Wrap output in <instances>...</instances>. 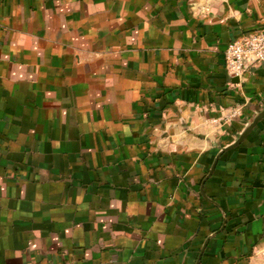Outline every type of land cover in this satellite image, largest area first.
I'll list each match as a JSON object with an SVG mask.
<instances>
[{"label":"crops","instance_id":"crops-1","mask_svg":"<svg viewBox=\"0 0 264 264\" xmlns=\"http://www.w3.org/2000/svg\"><path fill=\"white\" fill-rule=\"evenodd\" d=\"M263 24L264 0H0V264H264V116L209 173L264 108V64L225 57Z\"/></svg>","mask_w":264,"mask_h":264},{"label":"built area","instance_id":"built-area-1","mask_svg":"<svg viewBox=\"0 0 264 264\" xmlns=\"http://www.w3.org/2000/svg\"><path fill=\"white\" fill-rule=\"evenodd\" d=\"M225 57L230 73L235 75H240L249 66L264 64V24L241 38L231 40L225 50ZM238 113L239 109H235L228 117Z\"/></svg>","mask_w":264,"mask_h":264},{"label":"water","instance_id":"water-1","mask_svg":"<svg viewBox=\"0 0 264 264\" xmlns=\"http://www.w3.org/2000/svg\"><path fill=\"white\" fill-rule=\"evenodd\" d=\"M264 116V108L261 109L254 117L253 119L248 122V124L245 126V128L242 130V132L239 134V136L231 143H229L228 145H225L222 147V149L218 152V154L216 155L215 159H214V162L212 164V167L210 169V172L209 173H212L214 168H215V165L220 157V155L222 154L223 151H225L226 149L230 148V147H233L235 145H237L241 140H243L247 134L252 130V128L254 127V125ZM207 241L205 242L203 248L201 251L204 250L205 248V245L207 244ZM202 253V252H201ZM201 255V254H200ZM201 256H199V259H200ZM198 259V260H199Z\"/></svg>","mask_w":264,"mask_h":264}]
</instances>
